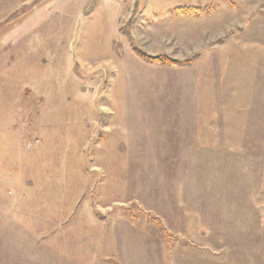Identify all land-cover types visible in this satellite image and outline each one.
<instances>
[{
    "label": "rangeland",
    "instance_id": "374dc122",
    "mask_svg": "<svg viewBox=\"0 0 264 264\" xmlns=\"http://www.w3.org/2000/svg\"><path fill=\"white\" fill-rule=\"evenodd\" d=\"M0 264H264V0H0Z\"/></svg>",
    "mask_w": 264,
    "mask_h": 264
},
{
    "label": "trees",
    "instance_id": "16d2710c",
    "mask_svg": "<svg viewBox=\"0 0 264 264\" xmlns=\"http://www.w3.org/2000/svg\"><path fill=\"white\" fill-rule=\"evenodd\" d=\"M202 10L200 8L195 7H186V8H176L175 9V15L176 16H182V17H188V16H199L201 15ZM138 56H140L143 60L153 63V65L162 66L164 63L170 64L172 66L180 65L179 62L171 60L169 58L162 59L160 57L152 58L150 56L140 54V52H137Z\"/></svg>",
    "mask_w": 264,
    "mask_h": 264
},
{
    "label": "crops",
    "instance_id": "0c3cea01",
    "mask_svg": "<svg viewBox=\"0 0 264 264\" xmlns=\"http://www.w3.org/2000/svg\"><path fill=\"white\" fill-rule=\"evenodd\" d=\"M115 257L117 258L118 256L117 255H115ZM121 258H122V256H121ZM122 260V259H121Z\"/></svg>",
    "mask_w": 264,
    "mask_h": 264
}]
</instances>
